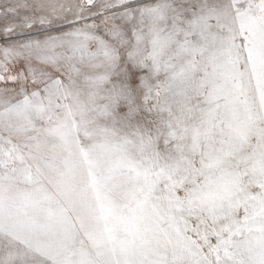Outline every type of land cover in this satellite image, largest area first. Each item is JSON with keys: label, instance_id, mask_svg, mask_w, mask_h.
<instances>
[{"label": "snow or ice", "instance_id": "6c2138e0", "mask_svg": "<svg viewBox=\"0 0 264 264\" xmlns=\"http://www.w3.org/2000/svg\"><path fill=\"white\" fill-rule=\"evenodd\" d=\"M0 264H264V0H0Z\"/></svg>", "mask_w": 264, "mask_h": 264}]
</instances>
